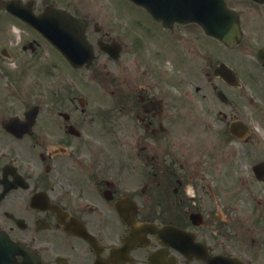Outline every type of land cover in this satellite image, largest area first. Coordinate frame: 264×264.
Segmentation results:
<instances>
[{
  "label": "flooded vegetation",
  "instance_id": "1",
  "mask_svg": "<svg viewBox=\"0 0 264 264\" xmlns=\"http://www.w3.org/2000/svg\"><path fill=\"white\" fill-rule=\"evenodd\" d=\"M14 1L85 19L94 58L59 83L1 10L0 264H264V0H224L229 44L137 5ZM9 24L31 34L11 72Z\"/></svg>",
  "mask_w": 264,
  "mask_h": 264
},
{
  "label": "water",
  "instance_id": "2",
  "mask_svg": "<svg viewBox=\"0 0 264 264\" xmlns=\"http://www.w3.org/2000/svg\"><path fill=\"white\" fill-rule=\"evenodd\" d=\"M131 1L146 8H150L153 4L152 0ZM180 3L185 8L189 7L181 12L180 18H178L180 21H195L202 26L207 34L214 35L225 43L230 40L236 26L234 22H230L229 25L221 22L220 14L225 12L221 0H180ZM1 6L0 0V8ZM13 13L17 12L13 11ZM28 22L39 30L72 66H81L84 62L90 63L92 53L84 38V21L62 10L47 9L40 16L28 20Z\"/></svg>",
  "mask_w": 264,
  "mask_h": 264
},
{
  "label": "rangeland",
  "instance_id": "3",
  "mask_svg": "<svg viewBox=\"0 0 264 264\" xmlns=\"http://www.w3.org/2000/svg\"><path fill=\"white\" fill-rule=\"evenodd\" d=\"M238 1H241V0H238ZM57 3L70 4V6L78 7V9H80V7H84L83 9H80V10L89 11L90 19L93 18L94 20H97L103 23L106 20L116 21L114 14L112 13L114 8L117 9L116 7H120L124 5L129 7L128 6L129 3L125 0H57ZM227 3L228 5L234 6L236 9L239 8V7H236V5H240V3L236 4L234 0H227ZM129 16L130 14H128L126 18H128ZM4 19L8 20L7 18H4L3 16L0 17V37L4 29L3 27L4 24L7 25V22H5ZM131 22L132 21L129 20L127 24L129 25L131 24ZM15 25L11 26V24H9L10 27H7V31H8V34L6 35L7 40L4 42L5 46H7L9 50H11L12 52L13 50H16V53H14V57L12 58V60L10 59L7 64L10 72L14 71L17 68L19 62L22 60V58L27 55L26 52H24L22 56L20 55L19 53L20 52L19 50L20 42L27 41V38L31 36L28 29L23 28V27H18V26L16 27ZM41 62H43V59L41 60ZM54 72H57L56 76H57L58 82L64 83V79L67 78L68 75H70L68 72H79V71H73V70L71 71L69 67L63 62V60L59 58V56H56Z\"/></svg>",
  "mask_w": 264,
  "mask_h": 264
}]
</instances>
